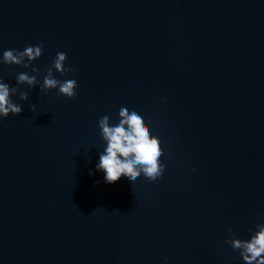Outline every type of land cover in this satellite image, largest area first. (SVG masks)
<instances>
[{
  "label": "water",
  "instance_id": "95a60500",
  "mask_svg": "<svg viewBox=\"0 0 264 264\" xmlns=\"http://www.w3.org/2000/svg\"><path fill=\"white\" fill-rule=\"evenodd\" d=\"M41 43L0 63L22 106L0 119V264H243L225 238L264 223V0H0V55ZM57 52L74 97L16 84ZM122 105L160 137L155 181L95 170Z\"/></svg>",
  "mask_w": 264,
  "mask_h": 264
},
{
  "label": "clouds",
  "instance_id": "9594fccd",
  "mask_svg": "<svg viewBox=\"0 0 264 264\" xmlns=\"http://www.w3.org/2000/svg\"><path fill=\"white\" fill-rule=\"evenodd\" d=\"M43 44L26 46L22 51L15 49L4 50L0 55V63L4 65H29L42 55ZM66 53L57 52L46 74L39 77L36 67H31L29 72H20L15 76L16 84L27 85L29 89L39 87L41 92L47 93L55 89L57 95L72 98L76 95L78 87L75 79L59 80L55 78L53 70L64 76L72 71L65 67ZM16 86H10L0 78V119L7 118L9 114L18 115L22 106L13 102L11 96L15 95ZM19 98L22 101L28 99L24 90L20 91ZM30 110L36 111V106L31 105ZM100 136L104 142L103 150L98 152V160L95 170L103 172L105 183H113L126 176L130 181L141 174L149 181H155L161 177L166 165L161 162L163 154L160 137L150 131L149 121L145 119L143 112L135 106L122 105L118 110V118L115 123L109 116L104 115L98 120ZM92 174V170H89ZM225 243L233 250H238L243 264H264V223H256L249 229L247 239L234 236L232 230H228ZM165 264L167 260L165 259Z\"/></svg>",
  "mask_w": 264,
  "mask_h": 264
}]
</instances>
